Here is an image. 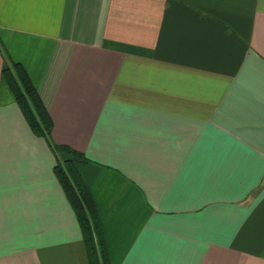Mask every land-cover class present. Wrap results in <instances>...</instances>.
Returning a JSON list of instances; mask_svg holds the SVG:
<instances>
[{
  "label": "crops",
  "instance_id": "1",
  "mask_svg": "<svg viewBox=\"0 0 264 264\" xmlns=\"http://www.w3.org/2000/svg\"><path fill=\"white\" fill-rule=\"evenodd\" d=\"M11 61L89 159L106 264H264V0H0V264H89Z\"/></svg>",
  "mask_w": 264,
  "mask_h": 264
},
{
  "label": "trees",
  "instance_id": "2",
  "mask_svg": "<svg viewBox=\"0 0 264 264\" xmlns=\"http://www.w3.org/2000/svg\"><path fill=\"white\" fill-rule=\"evenodd\" d=\"M1 73L29 129L45 140L55 157L53 172L78 221L89 264H106L107 252L95 203L79 170L89 159L70 146L52 141L53 121L21 63L11 61Z\"/></svg>",
  "mask_w": 264,
  "mask_h": 264
},
{
  "label": "rangeland",
  "instance_id": "3",
  "mask_svg": "<svg viewBox=\"0 0 264 264\" xmlns=\"http://www.w3.org/2000/svg\"><path fill=\"white\" fill-rule=\"evenodd\" d=\"M76 150V149H75ZM78 151V150H77ZM80 152V151H79Z\"/></svg>",
  "mask_w": 264,
  "mask_h": 264
}]
</instances>
